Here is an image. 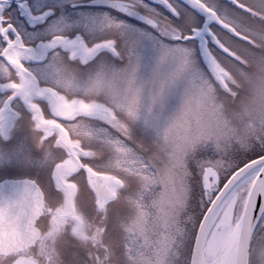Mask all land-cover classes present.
<instances>
[{"label": "rangeland", "instance_id": "1", "mask_svg": "<svg viewBox=\"0 0 264 264\" xmlns=\"http://www.w3.org/2000/svg\"><path fill=\"white\" fill-rule=\"evenodd\" d=\"M245 2L250 5L256 0ZM253 12L264 17V13L256 9ZM252 27L259 29L264 25L255 20L252 21ZM115 65L124 69L119 61H115ZM33 70L38 72L43 81L52 82V77H55L54 81L70 93L79 95L80 97L73 99V103L102 108L101 114L78 115L72 119L74 122L71 123L70 130L75 138H71L80 149L89 151L90 157L86 156L85 161L90 167L111 173L123 182L115 190L114 198L100 212L96 209L95 198L83 175L80 173L73 178L79 188L76 195L77 211L84 217H77L76 220L83 229L78 232L79 236L73 234L71 227L69 230L56 229L51 252L56 254L57 264H126L132 259L133 252L138 253L140 264H188L191 248L189 243H192L195 231L190 222L185 225L184 221L191 214L184 215L182 208L173 206L166 189L169 181L162 171L163 164L144 158L141 128L134 125L155 126L157 115L167 112L179 102L184 107L191 108L200 102L198 90L185 103L187 98L183 92L182 101L177 99L175 93L166 94L161 99L150 85L142 83L139 77H143V71L133 80L124 69V76L137 85L136 91L125 92L118 87H104L98 81L79 76V69H58L48 63ZM9 75L0 58V81ZM4 95L5 92L0 90V106ZM102 118L106 122L113 120L110 121L113 128L102 124ZM33 125L29 115L25 114L16 128H11L7 135L0 134V137L13 135L14 142L19 145V162H9V157L0 153V180L31 177L45 190L48 203L60 204L62 196L53 188L52 170L53 165L64 157V149L50 132L45 133L46 140L39 142L40 129L32 128ZM199 201L197 193V199H193L196 215L201 211L197 206ZM232 205L234 208V201ZM65 213L68 214L64 210L56 213V218ZM226 214L230 220L231 211L222 207L209 233L202 261L221 256L231 232L223 233L220 227ZM75 216V211L72 210L70 217ZM40 222L41 228L45 229L43 220ZM261 254L257 253V259Z\"/></svg>", "mask_w": 264, "mask_h": 264}, {"label": "snow or ice", "instance_id": "2", "mask_svg": "<svg viewBox=\"0 0 264 264\" xmlns=\"http://www.w3.org/2000/svg\"><path fill=\"white\" fill-rule=\"evenodd\" d=\"M253 9L264 13V0L250 5L245 0H0V27L6 28L0 38H14L23 30L35 41L51 40L56 32L49 29L56 28L67 40L81 42L89 50L97 49L93 59L107 55L119 61L133 80L143 71V77H139L142 83L150 85L161 99L166 94L183 92L187 103L219 68L218 57L240 60L232 49L239 48L241 43L246 46L241 55L264 63V56H257L256 51L264 46V27H252L255 20L264 25V17L256 15ZM238 29L250 33L252 39H245ZM10 131V124L0 127V134ZM259 155L253 153L235 166L228 165L233 172L245 171L234 185V192L229 189L221 197L223 203L232 193V200L226 205L231 217L229 220L226 214L220 226L222 232L230 231L233 224L246 230L249 247L258 228L264 230V201L259 196L245 199L247 185L256 173V167L251 165H264V159H253ZM260 172L264 174V167ZM226 179L211 185L204 182L197 205L201 211L184 221L185 225L190 222L194 231L202 226L204 212L215 203L212 198ZM257 188L264 191V181ZM195 196L194 192L193 199Z\"/></svg>", "mask_w": 264, "mask_h": 264}, {"label": "clouds", "instance_id": "3", "mask_svg": "<svg viewBox=\"0 0 264 264\" xmlns=\"http://www.w3.org/2000/svg\"><path fill=\"white\" fill-rule=\"evenodd\" d=\"M238 33L245 39H252L247 31L238 29ZM243 47L246 46L241 43L239 48L232 49L240 56L239 61L225 56L217 58L219 68L198 89L200 102L191 108L184 107L182 102L175 104L157 115L155 126L134 125L141 128L144 158L163 164L162 171L169 181L167 192L174 207L178 203L184 205L181 207L184 215L195 214L193 193L200 196L205 181L211 185L227 177L220 192L229 189L234 192V185L245 170L233 172L226 164L235 166L253 153H260L253 157L255 161L264 159V63L241 55ZM256 51L257 56H264V46ZM77 74L98 81L104 87H118L125 92L137 90V85L124 76V69L117 67L111 58L98 57L82 66ZM177 99L182 101L183 95L178 93ZM18 148L13 135L0 137V153H5L9 162H19ZM251 166L256 167V173L264 181V174L260 172L264 165ZM253 183H248L245 199L259 196L264 201V191L258 190ZM231 200L232 193H229L220 206L226 207ZM251 223L256 221L251 220ZM238 246V264H264V230L258 228L251 247L247 231L243 230ZM25 251L36 264H56L49 259L52 254L43 246ZM258 252L262 253L259 259ZM131 255L132 259L126 264H140L138 253Z\"/></svg>", "mask_w": 264, "mask_h": 264}, {"label": "water", "instance_id": "4", "mask_svg": "<svg viewBox=\"0 0 264 264\" xmlns=\"http://www.w3.org/2000/svg\"><path fill=\"white\" fill-rule=\"evenodd\" d=\"M0 33H3L0 30ZM19 42L13 43L18 48ZM13 47V46H12ZM8 45L2 52L1 56L7 64L11 66L21 79V85L11 86L9 83L0 84V90L13 89L14 93L5 100L0 108V124L6 113L10 110V102L18 97L28 110L33 113V119L39 127L48 126L55 129L58 133V142L64 148L69 158L55 164L53 177L57 188L63 187L66 193L65 209L68 218L76 220V216L71 218L70 213L73 210V188L65 183L63 178L74 173L82 166L85 171L87 184L95 195V204L100 211L104 205L113 199L115 189L122 186V181L111 174H105L94 171L88 165H81L78 155H87V152L80 149L78 144L69 140L65 129L59 125L47 124L41 119L39 109L28 102L30 94L38 98H48L51 102L53 113L62 119L72 118L76 115L94 116L101 114L102 108L94 105L83 103H73L70 108H66L63 99L57 96L51 89L43 88L38 90L37 81L34 75L25 69L16 59L6 56ZM240 176V173H237ZM251 181L253 186L257 187L262 181L259 173H256ZM223 192L213 197L215 203L209 204L208 209L204 212L202 226L196 229L191 253L188 264H201L202 255L210 230L221 210V197ZM219 204V207L217 205ZM44 212V197L39 185L30 178L20 179H3L0 180V254H12L21 251L34 243L40 238L41 232L36 227V220ZM243 230L233 225L232 231L226 241L223 252L218 264H238L240 259V248L238 246Z\"/></svg>", "mask_w": 264, "mask_h": 264}, {"label": "flooded vegetation", "instance_id": "5", "mask_svg": "<svg viewBox=\"0 0 264 264\" xmlns=\"http://www.w3.org/2000/svg\"><path fill=\"white\" fill-rule=\"evenodd\" d=\"M2 29H5V32H6V28L2 27ZM49 31L56 32V35H54L51 40L45 39L43 41H35L27 32H23V30L21 31V33H18L14 38H9L8 35H4V37L2 36V38H0V54L1 52H3V50L8 45H11V47L13 46L11 50L8 49L6 56L11 59H16L21 65H23V67L32 71L37 78L38 87H44V86L51 87L58 94L62 95L64 100L67 103H69L73 99L78 98L80 96L77 94L70 93L68 89L61 86L57 81H54L55 77H52V82L43 81L42 77L39 76L38 72L36 73L33 70V68L35 67L41 68L45 64L51 63V66L53 68L80 69L82 66L87 65L91 61H94L97 59V58L93 59V57L96 55L97 49L93 48L89 50L87 47L83 46L81 42H71L67 40L65 37L59 35L58 29L56 28H50ZM89 39H92V37H89ZM16 42H19L18 44L20 45V47H25V50H23L22 48H18L17 47L18 45L16 46L15 44H13ZM103 57H108V56L104 55ZM6 68L8 69V72L10 73V75L7 78L1 79L2 81L0 82L12 83L10 85H20L21 81H20V78L16 75V72L13 71L12 68L8 65H6ZM11 94H12V91L5 92L4 99ZM29 101L32 104L37 105L39 107L42 118L45 119V121H48V123L52 121L55 123L57 122L61 123V125L64 126L67 129V131L70 133L71 137L75 138L74 136H72V133L70 130V125L74 121H68V120L61 121L57 119L52 114L50 101L48 99L46 98L38 99L34 97L33 95H31L29 98ZM11 108H12V112L7 114V116L5 117L3 121L4 126H7V124H10L11 128H16L19 122L21 121L22 116H25V114L26 116L27 114L29 115V119L33 124L32 114L24 107L20 99L15 98L14 100H12ZM12 115L13 116L17 115L16 119H12ZM6 121H7V124H6ZM102 124L110 127L109 123L106 121H102ZM32 128L37 129L35 127V123L32 126ZM44 128L45 129H40V130L37 129L41 133L39 137V142L46 140L45 133H48V132L53 133L54 137L56 138L55 131L48 130V128L46 127ZM81 161L83 162V160ZM80 173L83 175L84 180H85V175L83 173V170H80L76 175ZM76 175L75 173L70 174L69 176H66L63 180L65 182H68V184L71 183L74 189L76 188V192H77L79 189L78 184L73 179ZM59 187H60L58 189L59 191L64 190L63 187L61 186ZM54 190L57 191L55 188ZM45 203H46L47 209L45 210V213L37 221V226L41 229V232L43 234L48 231L47 232L48 236L47 235L43 236L42 234L40 239L33 246L27 247V248L34 249V248L43 246L52 254L49 257V259L54 260L57 264L56 254L51 252V248L55 243V238H53L55 237V235L52 236V231L53 229H55V227L53 226V221H54L53 217L56 214V210L58 209L59 204H55V203L52 204L50 202L48 203V201H46V196H45ZM76 210H77V205H76ZM42 220H43L45 229H42L40 226V223H41L40 221ZM56 223L62 226L61 229L64 228L67 230H69V228L71 226L73 227L74 225L73 222L67 218V215H63V216L59 215L57 217ZM25 249H23L22 251L12 253V254H7V255L0 254V264H36L35 259L32 256L26 254Z\"/></svg>", "mask_w": 264, "mask_h": 264}, {"label": "bare ground", "instance_id": "6", "mask_svg": "<svg viewBox=\"0 0 264 264\" xmlns=\"http://www.w3.org/2000/svg\"><path fill=\"white\" fill-rule=\"evenodd\" d=\"M219 260H220V256H218L214 259H211V260H203V261H201V264H218Z\"/></svg>", "mask_w": 264, "mask_h": 264}, {"label": "trees", "instance_id": "7", "mask_svg": "<svg viewBox=\"0 0 264 264\" xmlns=\"http://www.w3.org/2000/svg\"><path fill=\"white\" fill-rule=\"evenodd\" d=\"M195 198L197 199V193H196V196H195ZM197 215H199L198 213H197ZM191 243H189V245H190Z\"/></svg>", "mask_w": 264, "mask_h": 264}]
</instances>
